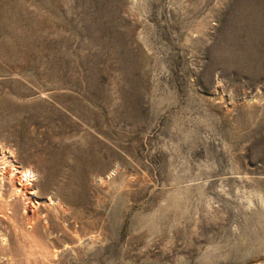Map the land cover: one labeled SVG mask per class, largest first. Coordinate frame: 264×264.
Wrapping results in <instances>:
<instances>
[{
    "label": "rangeland",
    "instance_id": "obj_1",
    "mask_svg": "<svg viewBox=\"0 0 264 264\" xmlns=\"http://www.w3.org/2000/svg\"><path fill=\"white\" fill-rule=\"evenodd\" d=\"M0 182V264H264V0H0Z\"/></svg>",
    "mask_w": 264,
    "mask_h": 264
},
{
    "label": "bare ground",
    "instance_id": "obj_2",
    "mask_svg": "<svg viewBox=\"0 0 264 264\" xmlns=\"http://www.w3.org/2000/svg\"><path fill=\"white\" fill-rule=\"evenodd\" d=\"M2 150V149H1ZM5 158V157H4ZM11 160V159H10ZM8 161V160H7ZM13 162V161H12ZM3 163V162H2ZM10 164V163H9ZM11 166H13V165H11ZM6 167V166H5ZM14 167V166H13ZM10 168V167H9ZM8 169V168H7ZM14 170L16 171L17 170V172H20L21 173V175L22 176H24L25 177V180H28V179H30L33 175H34V171L31 169V168H25V169H22V170H20V169H18L17 167H14ZM3 172V171H2ZM7 172V171H6ZM14 177V176H13ZM23 177V178H24ZM35 177V176H34ZM14 178H16V177H14ZM10 179H11V177H10ZM19 179V178H18ZM32 179V178H31ZM8 181V180H7ZM10 181V180H9ZM13 181V180H12ZM16 182V181H15ZM30 182V181H29ZM1 183V182H0ZM11 185H12V183H10ZM22 184V183H21ZM6 187V186H5ZM4 187V188H5ZM15 187V186H14ZM16 188V187H15ZM21 188V187H20ZM17 189V188H16ZM15 190V189H14ZM13 190V191H14ZM19 191H21L20 189H19ZM18 192V191H17ZM22 192V191H21ZM14 192H12L11 194H13ZM18 194V193H17ZM14 195V194H13ZM12 195V196H13ZM40 203V202H39ZM32 242V241H31ZM35 247V246H34ZM34 249V248H33ZM32 249V250H33ZM30 250H31V248H30Z\"/></svg>",
    "mask_w": 264,
    "mask_h": 264
}]
</instances>
